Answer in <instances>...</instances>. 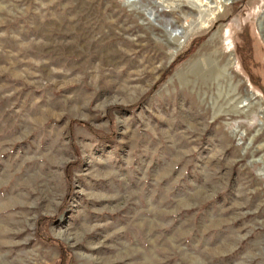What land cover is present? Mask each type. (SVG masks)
Returning <instances> with one entry per match:
<instances>
[{
  "label": "rangeland",
  "instance_id": "obj_1",
  "mask_svg": "<svg viewBox=\"0 0 264 264\" xmlns=\"http://www.w3.org/2000/svg\"><path fill=\"white\" fill-rule=\"evenodd\" d=\"M260 147L264 0H0V264H264Z\"/></svg>",
  "mask_w": 264,
  "mask_h": 264
},
{
  "label": "bare ground",
  "instance_id": "obj_2",
  "mask_svg": "<svg viewBox=\"0 0 264 264\" xmlns=\"http://www.w3.org/2000/svg\"><path fill=\"white\" fill-rule=\"evenodd\" d=\"M173 40H177V34L174 35ZM217 44H219V39L218 38L216 40L214 39L212 41V44H211L210 48H212V47L215 48V46H217ZM218 53L221 55L220 57H223V53H222V50L221 49H214V51L210 52L209 56L211 55V56L215 57L216 55H218ZM217 61H219V60H217ZM197 69L200 71V72H198L199 75L200 74H204V71H207L206 72V74H208L207 78L211 77L214 80H216L217 82L220 81L224 77L223 74H224V71L225 70H223V72H222V69L217 70V68H215L213 66V64H211V63H209V64H203V65H201V67H199V65H198V67L195 70H197ZM256 151H264V147H260Z\"/></svg>",
  "mask_w": 264,
  "mask_h": 264
},
{
  "label": "trees",
  "instance_id": "obj_3",
  "mask_svg": "<svg viewBox=\"0 0 264 264\" xmlns=\"http://www.w3.org/2000/svg\"><path fill=\"white\" fill-rule=\"evenodd\" d=\"M86 127L89 129V131H90L93 135H95V137H97V138H102V139L105 138L101 133H99V132H97V131H94V130L90 129L87 125H86ZM44 238H45V237H44Z\"/></svg>",
  "mask_w": 264,
  "mask_h": 264
}]
</instances>
